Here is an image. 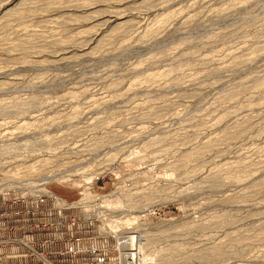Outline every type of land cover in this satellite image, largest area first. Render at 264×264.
<instances>
[{"label":"rangeland","instance_id":"374dc122","mask_svg":"<svg viewBox=\"0 0 264 264\" xmlns=\"http://www.w3.org/2000/svg\"><path fill=\"white\" fill-rule=\"evenodd\" d=\"M33 98L59 108L32 144L115 146L146 264H264V0H0V105Z\"/></svg>","mask_w":264,"mask_h":264},{"label":"built area","instance_id":"2783aa9c","mask_svg":"<svg viewBox=\"0 0 264 264\" xmlns=\"http://www.w3.org/2000/svg\"><path fill=\"white\" fill-rule=\"evenodd\" d=\"M22 102L25 107L16 111L9 109V100L0 105V117L13 118L14 113L26 117L16 124L0 121V260L16 255L32 258V264H65L66 258L75 259L71 264H121L116 232L104 219L94 217L95 203L88 202L92 208L72 204L82 197L83 190L106 195L123 185L125 191H135L131 181L125 184L120 172L122 159L109 156L115 146H100L95 152L92 146L32 144L36 138L42 140L32 136L58 127L55 113L59 107L52 104L55 101L46 106L35 98ZM45 118L50 119L49 128L44 126ZM17 132L25 139L17 142ZM107 175L115 177L112 188L94 192L93 181ZM76 181L83 184L76 200L57 195L50 188L53 183L73 188ZM100 227L108 232L101 234ZM111 240L114 243L110 244ZM50 246L64 248H44ZM7 248L19 250L11 254L3 251ZM115 250L116 259L109 256Z\"/></svg>","mask_w":264,"mask_h":264},{"label":"bare ground","instance_id":"6f19581e","mask_svg":"<svg viewBox=\"0 0 264 264\" xmlns=\"http://www.w3.org/2000/svg\"><path fill=\"white\" fill-rule=\"evenodd\" d=\"M93 147L94 146H92V149H94V150H97V149L100 148V146H95V148H93ZM88 153H92V152H88ZM85 192H83L82 198L84 196H85V198L82 200V203H79L81 201L79 199L80 201L78 200L77 203L73 202L72 204L73 205L82 204V207L83 206L85 207V205H86V207H91L88 204V202H91L92 199L94 200V202H93V203H95L94 208H97V209L95 210V213L93 215L95 217L102 218L105 221H108V222L111 221V222H109L108 225L111 227V229L114 230V232H116V236L118 237V242H119V246H120L119 249H121L119 258H120V260H122V262H123L122 264H146L147 262L145 261L146 258L144 256V253H145L144 251H145V247H146L145 246V242L147 241V238L145 237L146 235H144L140 231L136 232L139 229V227H137V225H134V227L136 226V228H138V229L134 228L136 231L133 230V229L131 231H129V230L125 231L126 228H128V229L130 228V225L133 227L132 224L134 222H137V221L139 222V216L140 215L133 216L135 213L132 214V213H130L128 211L130 214H132V216L129 214L131 216V217L129 216L130 219H129L128 215H127L128 220H126L127 219L126 216H125L126 219H122V218H120V216H116L117 214H115V211L112 209V208H118V206H120V205L116 206L115 203H114L115 201H113V199H112L113 195H116V193H109L107 195H97L96 193H93L91 191L85 190ZM117 194H118L119 199H120L121 196H122V193L119 192ZM94 198H96V199H94ZM105 198L110 199V201L108 199H106L108 201H105ZM127 200H129V198ZM119 203L122 204L123 201L119 202ZM127 203H128V201H127ZM124 205H126V202H125ZM127 205L131 206V208H132V206L133 207L134 206H139V205H141V203H139V201L137 203L136 200L133 202V200H132ZM128 206H127V208H128ZM106 207L110 208L111 211L107 210ZM119 208H122V207H119ZM120 210H122V209H120ZM108 211L111 212V213H109ZM112 214H114V215H112ZM115 217H119V218H115ZM133 220H134V222H133ZM127 232H129V238L128 239H127L128 235L125 234ZM133 233H136V234H133Z\"/></svg>","mask_w":264,"mask_h":264},{"label":"crops","instance_id":"0c3cea01","mask_svg":"<svg viewBox=\"0 0 264 264\" xmlns=\"http://www.w3.org/2000/svg\"><path fill=\"white\" fill-rule=\"evenodd\" d=\"M44 248H50V249H59V248H64L62 246H50V247H44ZM18 248H7L3 251L7 252V253H11V254H16L18 252ZM65 262V264H71L75 261V259L72 258H66L63 260ZM34 261L32 258H27V257H22V256H16L13 255L9 258H3L2 260H0L1 264H32Z\"/></svg>","mask_w":264,"mask_h":264}]
</instances>
